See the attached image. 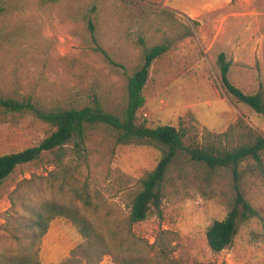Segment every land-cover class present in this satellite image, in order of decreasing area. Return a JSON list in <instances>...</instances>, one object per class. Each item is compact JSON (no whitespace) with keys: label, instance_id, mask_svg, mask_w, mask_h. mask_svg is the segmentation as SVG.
<instances>
[{"label":"rangeland","instance_id":"obj_1","mask_svg":"<svg viewBox=\"0 0 264 264\" xmlns=\"http://www.w3.org/2000/svg\"><path fill=\"white\" fill-rule=\"evenodd\" d=\"M91 22L107 55L95 50ZM183 26L194 27L195 34L177 40ZM167 40L171 49L150 69L138 123L183 130L187 146H204L231 126L223 138L227 149L264 135L263 118L226 91L218 65L225 53L236 87L250 95L264 91V0H0V96L32 97L51 109L83 107L97 94L107 110L118 113L145 47ZM48 133L33 116L0 120V157L35 147ZM87 155L81 180L99 192L100 215L112 224L126 220L131 195L164 156L151 144H120L104 127L90 133ZM262 162L261 168L247 159L235 174L180 153L161 210L133 228L142 254L152 264H264V156ZM51 170L23 166L0 187V251L17 254L23 247L4 226L8 214L18 211L10 193L23 179ZM239 189L259 215L243 223L231 246L215 252L208 229L228 215ZM83 241L70 220L57 218L39 244V261L59 264ZM101 264H112V257Z\"/></svg>","mask_w":264,"mask_h":264},{"label":"trees","instance_id":"obj_2","mask_svg":"<svg viewBox=\"0 0 264 264\" xmlns=\"http://www.w3.org/2000/svg\"><path fill=\"white\" fill-rule=\"evenodd\" d=\"M183 28L177 40L194 36V27ZM90 31L96 44L95 50L107 55L98 44L93 22L90 23ZM171 46L172 42L167 40L145 47L142 65L128 76L126 106L118 113L107 110L97 94L83 107L59 106L51 109L40 107L32 97L0 96V120L29 115L49 127L48 135L39 145L0 157V187L23 166L41 164L53 167L47 176L33 175L30 179H23L10 193L12 208L18 211H14L16 215L8 214L4 226L11 232V238L23 243V247L17 254H12L10 250L0 251V264H42L38 257L39 244L57 218L70 220L84 240L71 251L69 258L59 264H101L106 256L112 257V264H152L151 259L142 254L133 228L146 221L154 209L161 210L166 187L172 180L174 163L180 153L188 154L193 162L212 170L230 167L235 174L240 164L250 158L263 167L262 134L256 135L248 144L227 149L223 147V138L233 130L234 126H231L227 133L215 136L204 146H187L183 130L171 125L153 128L138 123L137 114L146 104L143 91L150 69L154 61L170 51ZM218 65L226 91L264 120V91L250 95L236 87L229 78L232 62L225 53L219 55ZM100 127L117 134L120 144H151L164 154L131 195L130 213L126 220L114 224L104 221L100 215L103 207L99 192H92L88 182L81 180L88 164V137ZM80 182L83 185L80 186ZM54 194L70 195L72 198L63 201ZM258 215L239 189L228 215L215 221L208 229L209 247L215 252H222L233 244L243 223Z\"/></svg>","mask_w":264,"mask_h":264}]
</instances>
